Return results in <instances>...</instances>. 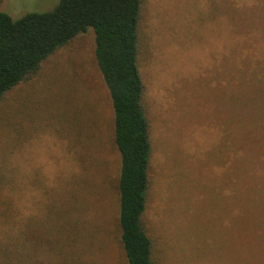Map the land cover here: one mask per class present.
Segmentation results:
<instances>
[{"label":"rangeland","instance_id":"374dc122","mask_svg":"<svg viewBox=\"0 0 264 264\" xmlns=\"http://www.w3.org/2000/svg\"><path fill=\"white\" fill-rule=\"evenodd\" d=\"M58 2L2 0L0 10L19 18ZM236 2L143 6L140 67L153 142L145 225L157 264H264V130L238 107L239 85L259 83L239 77L238 64L264 58V35L254 33L264 31V0H249L246 19L238 18ZM238 21L248 30L241 41ZM94 49L89 29L0 102V221L21 212L38 241L35 264H127L118 223L120 153ZM260 104L264 98L248 101L256 111ZM247 125L251 135L240 137ZM239 143H247L248 156H238ZM252 189L258 196L249 197ZM246 219L261 224L255 249L239 246V236L256 238L243 228Z\"/></svg>","mask_w":264,"mask_h":264},{"label":"trees","instance_id":"16d2710c","mask_svg":"<svg viewBox=\"0 0 264 264\" xmlns=\"http://www.w3.org/2000/svg\"><path fill=\"white\" fill-rule=\"evenodd\" d=\"M144 3L145 0H59L51 10L31 12L19 18L0 10V102L14 87L35 76L58 49L79 34L93 29L94 56L110 94L113 137L120 153L118 223L127 264H157L155 241L145 225L153 185V142L152 121L146 107V83L140 67V26ZM251 3L249 0H237L238 18L248 17L247 8ZM257 26L263 24L257 23ZM238 27L242 33L238 34L241 41L248 30L240 21ZM259 29L257 27L254 32L255 37L262 38L264 31ZM251 62L244 66L238 64L239 77L258 79L259 83L239 85L244 90L239 92L238 107L239 112L245 111L248 124L254 122L253 127L264 130L261 122L264 120V105L260 104V111L248 105L249 100L264 98V58L259 60L256 57ZM247 81L252 83L251 79ZM251 132L252 127L247 125L240 131V137L250 136ZM246 145L239 143V157L248 156ZM249 160L250 157L244 158V165H249ZM246 184L249 186L248 182ZM246 184L240 183L239 188ZM252 192L256 194L251 195ZM239 194L242 199L241 189ZM248 194L256 197L259 190H249ZM18 213L19 218L14 217V222L0 221V227H8L7 231L3 230L5 227L0 229V264H35L31 249L38 241L32 226L20 211ZM242 225L246 230L252 229L250 232L256 234V238L242 240L239 236V246L255 249L263 238L259 233L261 224L257 220L246 219ZM30 237L33 238L30 240ZM248 240L252 241L251 244Z\"/></svg>","mask_w":264,"mask_h":264}]
</instances>
